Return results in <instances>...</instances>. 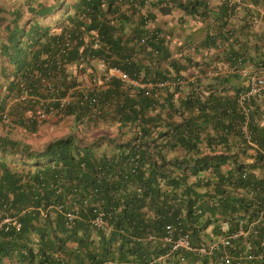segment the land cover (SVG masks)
<instances>
[{"label": "trees", "instance_id": "16d2710c", "mask_svg": "<svg viewBox=\"0 0 264 264\" xmlns=\"http://www.w3.org/2000/svg\"><path fill=\"white\" fill-rule=\"evenodd\" d=\"M61 1L29 11L46 17ZM218 4L212 12L209 0H73L56 14L57 31L39 23L24 31L18 16L6 36L0 27V207L20 222L0 233V264H162L166 225L198 244L209 224L221 234L220 221L247 230L232 251H264L261 98L249 97L244 129L236 96L245 84L201 95L198 79L180 99L179 87L155 84L195 66L198 76L217 72L210 86L226 89L238 73L221 67L264 69V0ZM255 6L261 25L253 31ZM174 8L206 22L202 39L180 48L209 58L175 55L163 29L148 25ZM99 59L150 85L111 77L86 86ZM67 118L68 131L36 145L41 127ZM100 211L105 223L97 226ZM220 256L184 249L166 260L221 264Z\"/></svg>", "mask_w": 264, "mask_h": 264}, {"label": "crops", "instance_id": "0c3cea01", "mask_svg": "<svg viewBox=\"0 0 264 264\" xmlns=\"http://www.w3.org/2000/svg\"><path fill=\"white\" fill-rule=\"evenodd\" d=\"M38 1L41 0H30V3L27 2V0H0V27L3 29L2 31V36H6V31L5 28L7 26H10L12 19L14 17L18 16V23L20 26L24 27V31L31 25H34V23H39L42 26L48 25L52 27V31H57L58 27H55L56 19H52L51 23H48V20H50V17H53L52 15H47L46 17H43L42 15L34 14L31 11H29L30 6H36L38 4ZM44 1V0H42ZM73 0H64V6H67L69 3H71ZM46 4L48 5L49 3H53L54 0H45ZM219 3V0H209L210 8L212 9V12L217 10L218 7L217 5ZM58 13V12H57ZM56 13V14H57ZM63 18L66 16L67 13H63ZM242 14V13H241ZM240 14V15H241ZM215 16V13H213ZM56 18V15H55ZM236 23H240L241 20L238 18H235ZM148 25L150 26H160L163 29L164 36L166 38L167 43L169 44V47L175 52V55H186L187 52L192 54V57L194 59L199 60V58L204 60V58H209L206 56H203L200 50H195V48L189 50L185 46H182L180 48V45H185L186 41H200L202 39L203 33L205 29H203L204 26H206V22H203L199 16H187L183 15L181 11H179L178 8H174L171 13L169 14H163V13H158L157 17L155 20H151L148 22ZM254 31V30H253ZM27 32V31H26ZM251 36L254 38L256 37V34H251ZM251 38V37H250ZM264 51V50H263ZM215 60H212L214 62ZM222 68V73L224 74H231L233 73L234 69L230 67H221ZM243 68V67H242ZM245 70L250 71V70H260L264 72V69H261L255 65L248 64L245 65ZM198 68L191 67L189 69L183 70L184 73L190 74L192 72H195ZM239 71V70H237ZM238 75L233 76L234 81L233 82H227L225 83L224 88H216L210 86L209 82H211V77L210 76H201V79L199 80V94L201 95H207L210 90L215 91L217 93H224L228 94L232 92L233 86L238 85L240 82L242 84L246 83V75L241 73L240 71L237 72ZM223 89V90H222ZM71 120V119H70ZM54 121V120H53ZM62 123H58L55 125H61ZM197 264H201L198 262ZM207 264H211V262H207Z\"/></svg>", "mask_w": 264, "mask_h": 264}, {"label": "clouds", "instance_id": "9594fccd", "mask_svg": "<svg viewBox=\"0 0 264 264\" xmlns=\"http://www.w3.org/2000/svg\"><path fill=\"white\" fill-rule=\"evenodd\" d=\"M221 1H223V0H219V2H221ZM237 1H240V0H237ZM249 7H251V6H253L251 3H248L247 4ZM255 9H256V12L254 13V14H252L250 17V20H251V23L253 24V30H257V27H260V25H261V21L259 22V23H254V21H253V18L254 17H259V9H258V7H256L255 6ZM96 43V42H95ZM97 44V43H96ZM93 46H94V44H93ZM97 46V45H96ZM96 46H94V47H96ZM100 61H105V60H101V59H99V60H97V63H96V73L94 74V75H92L91 77H86V76H84V77H86L85 79H83L84 80V84L87 86L88 84H91V85H96V86H102V85H104V83L107 81H105L103 84H100V85H97L96 83H94V81H93V78H97V79H99L100 77H101V75H100V71H99V69H98V62H100ZM108 62V61H107ZM110 64V63H109ZM111 65H113V64H111ZM116 66V65H115ZM118 67V66H117ZM120 68V67H119ZM230 68H232V69H234V70H236V71H234V72H241V73H243V74H245L246 75V83H245V85H246V89H244V90H240L239 92H238V95L236 96V103H237V105H238V107L240 108V110L242 111V113L245 115V117H244V123H243V128L245 129L246 128V125H247V122H248V120H249V118H250V114H249V112L251 111L250 110V107H249V105H248V99H249V97H252V96H255V97H258V98H261V107L262 108H264V97H263V95H262V91L260 92V93H258V94H255V95H250L249 97H247V99H245L244 101H243V105L242 104H240L239 102H238V98H239V96L241 95V93H245L248 89H249V76L251 75V74H256V75H264V72L263 71H260V70H250V71H246L245 70V68L243 67V68H241V67H238V68H235V67H230ZM121 69V68H120ZM237 70H239V71H237ZM124 71V70H123ZM217 71H219L218 73H222V68H220V69H218ZM126 72V71H125ZM127 73V72H126ZM128 74V73H127ZM215 74H217V72H215V71H208V72H206L205 74H203V75H199L198 76V74H196V71L195 72H192V73H190V74H186V73H184V72H181V75H179V76H177V77H175V78H171V79H166V80H160V81H158V82H156L155 84H156V86L157 87H164V86H170V87H173V86H176V87H179L180 88V90H178L177 91V93H176V99H180V97L183 95V93H182V90L181 89H183V87L184 88H186V86L188 85V84H190V83H194V82H196L198 79L200 80L201 78V76H212V75H215ZM224 74V73H223ZM129 75V74H128ZM130 76V75H129ZM113 77H116V76H113ZM111 78V77H110ZM109 78V79H110ZM131 78V77H130ZM108 79V80H109ZM120 79V78H119ZM133 79V78H132ZM121 80V79H120ZM133 80H135V79H133ZM122 81H124V80H122ZM136 82H137V84H133V85H140V86H144V85H150V84H148V83H141V82H139V81H137V80H135ZM125 82H127V81H125ZM160 83H163V84H160ZM223 90V89H222ZM244 108L247 110V113H245V110H244ZM52 110V109H51ZM56 111V110H55ZM55 111H53L52 113L50 112V110H49V112H48V115L50 116V115H53L54 113H55ZM247 114V115H246ZM43 116H45V114L43 115ZM4 211H5V209H4ZM6 213V212H5ZM7 214V213H6ZM10 215V214H9ZM12 216H14V215H12ZM17 219V218H16ZM18 220V219H17ZM223 221H220V223H219V228H220V231H221V234H215V233H213V225L212 224H209L207 227H206V229H205V231H206V235H201V239H200V243H198V244H194L193 243V241L191 240V238H190V234H189V232H187V231H185V230H183L180 226H175V225H173V224H170L169 226L170 227H172L171 229H168L167 228V225L165 226V228H166V230H167V232L165 233V235H163L162 236V240L168 245V247H167V250L165 251V253H163L160 257H158V259L159 260H161L162 261V264H171L170 262H168L166 259L168 258V257H172V255H173V253L174 252H178V251H180V250H184V249H178V250H170V248H171V244L170 243H168V242H166L165 240H164V237L165 236H167V235H169V236H171V237H175L177 234H178V232H180V231H182V232H186V233H188V235H189V238H190V241L192 242V244L193 245H201V244H203V245H205V246H208L209 244H211V243H216V246L212 249V251L211 252H207V253H205L204 255H208L209 257L210 256H212L213 254H214V252H216V251H220V253H221V256H220V263L221 264H242V263H240V262H244L245 264H246V258H252L253 256L255 257V258H257V259H264V251L263 252H258V253H255L254 255L253 254H246V253H243V252H235V251H232V249H231V246H232V239L233 238H235V237H231L230 236V242L228 243V244H225L224 245V243L223 242H221V240H222V238L224 237V236H227V235H230L231 233H233V232H236L238 229H242V230H244V228H242V227H238V228H236V229H233V230H229V228L227 229V230H224V229H222V227H221V223H222ZM228 222V221H227ZM210 225H211V227H210ZM13 227H15V226H13ZM209 228V230H207ZM246 231L247 230H244V232H245V234H246ZM2 232V231H1ZM0 232V233H1ZM245 234H240V235H245ZM239 235H237L236 237H238ZM150 238L152 239L153 238V235H150ZM218 249V250H217ZM186 250V249H185ZM188 251H190V252H193V253H197V254H200V255H202V253H199V252H196V251H192V250H188ZM226 255H227V258H228V261L226 260ZM182 261H184V263H186V264H197L198 262H200L201 264H207V263H205V262H202L201 261V259H199V260H197V261H188V260H186V259H184V258H182ZM210 262H211V264H215L214 262H213V260H212V258H210Z\"/></svg>", "mask_w": 264, "mask_h": 264}, {"label": "built area", "instance_id": "2783aa9c", "mask_svg": "<svg viewBox=\"0 0 264 264\" xmlns=\"http://www.w3.org/2000/svg\"><path fill=\"white\" fill-rule=\"evenodd\" d=\"M261 20L260 17H254L253 21L254 23H259ZM65 39L66 42L68 43L70 41V34L66 32L65 34ZM97 44L94 43V46ZM98 69L100 71L101 77L99 79L93 78L94 83L97 85L103 84L106 80H108L110 77L116 76L120 78L121 80L130 82L132 84H137L135 80L130 78V76L120 69L119 67L115 65L109 64L107 61H100L98 62ZM163 84V83H160ZM262 90H264V75H256V74H251L249 76V89L245 93H241V95L238 98V102L243 105V101L247 99L250 95H255L260 93ZM65 100V98L63 99ZM245 113H247V110L244 108ZM52 113L53 111L50 110ZM45 113H42L41 115L43 116ZM247 115V114H246ZM249 138V135H247ZM104 212L100 211L94 218V223L97 226H102L105 221H104ZM15 226V228L20 227V222L16 219L15 216L6 214L4 211V208L0 207V232L1 231H6L9 230L11 227ZM221 227L224 230L228 229V222L223 221L221 223ZM168 229H171L169 225H167ZM247 233V231H246ZM240 234H245L244 230L238 229L236 232L231 233L230 235L224 236L221 240V242L225 244H228L230 242V236L231 237H236L237 235ZM164 240L168 243L171 244L170 250H178V249H186V250H192L196 251L202 254H205L207 252H211L212 249L216 246V243H211L208 246H205L203 244L201 245H193L192 242L190 241L189 235L186 232H178V234L175 237H171L169 235L164 237ZM226 260L228 261L227 255H226Z\"/></svg>", "mask_w": 264, "mask_h": 264}, {"label": "rangeland", "instance_id": "374dc122", "mask_svg": "<svg viewBox=\"0 0 264 264\" xmlns=\"http://www.w3.org/2000/svg\"><path fill=\"white\" fill-rule=\"evenodd\" d=\"M63 1V0H62ZM61 1V2H62ZM63 4H60V6L58 8H53V17H50V20H48V23L52 22V19H55V15L58 11H61ZM65 122H60L62 123L61 125H53V126H44L41 127V129L39 130L38 135H36V139L38 140V142H36V145H39L42 141H45L46 139H49L51 137L57 136L59 135V133H65L66 131H68V125L71 123V120L69 118H67V120H64ZM0 132H1V128H0ZM211 227V225H210ZM209 230V228L207 229Z\"/></svg>", "mask_w": 264, "mask_h": 264}]
</instances>
